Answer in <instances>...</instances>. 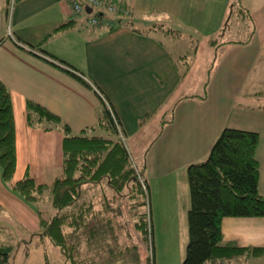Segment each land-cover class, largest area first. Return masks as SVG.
Wrapping results in <instances>:
<instances>
[{"label":"crops","instance_id":"1","mask_svg":"<svg viewBox=\"0 0 264 264\" xmlns=\"http://www.w3.org/2000/svg\"><path fill=\"white\" fill-rule=\"evenodd\" d=\"M121 1L129 14L107 29L88 25L68 0H0V81L12 101L14 180L27 172L36 183L51 184L63 172L61 128L47 122L30 126L26 101L55 113L78 134L97 126L103 109L98 89L120 121L133 163L157 196L165 225L177 222L182 228L184 223L188 230L187 166L206 158L224 127L258 133V191L264 196V105L246 101L264 97L262 34L252 30L247 42L218 44L235 0ZM159 33L172 39L188 35L192 44L202 40L205 47L194 45L188 61V52L176 55ZM217 45L220 51L214 50ZM200 53L214 58L211 66L218 61L206 74L203 93L186 83ZM55 63L71 65L93 88ZM257 64L258 74L250 78ZM4 223L33 234L39 230L36 211L6 188L0 171V244L14 239ZM221 231L225 241L239 247L264 249V217L226 216Z\"/></svg>","mask_w":264,"mask_h":264},{"label":"trees","instance_id":"2","mask_svg":"<svg viewBox=\"0 0 264 264\" xmlns=\"http://www.w3.org/2000/svg\"><path fill=\"white\" fill-rule=\"evenodd\" d=\"M127 16L117 17V27ZM165 30L175 35L180 33L178 30ZM56 65L93 88L81 73L69 68L71 65ZM102 106L97 126L103 130V134L91 133L95 127L72 134L68 124L58 115L27 100V121L30 126L47 122L61 128L64 135L63 172L51 184L36 183L27 172L22 178L14 180L16 132L12 101L9 90L0 81L1 180L6 188L36 211L41 235L59 247L63 257L61 264H85L76 257L78 246L71 240L74 233L84 227V234L93 237L101 231L97 216L90 214L86 224L84 220L88 217V208L76 205L82 185L106 179L115 196L129 189L136 197H143L138 205L146 204L149 198V186L142 170L133 163L125 142L118 137L115 119L119 125L120 121L113 107L114 115L103 100ZM42 128L47 130L50 127ZM258 142L256 131L224 127L206 158L187 166L190 206L187 211L188 241L182 264H228L241 255L258 257L264 252L262 248L239 247L225 241L221 231V220L226 216L264 217V196L258 191ZM46 200L54 209L49 217L42 208ZM148 204L151 222L150 199ZM104 227L112 230L111 219L106 220ZM139 228L145 238L149 231L151 239V227L146 228L144 215H141ZM12 248V243L0 244V264L8 262ZM46 264L49 263L46 261Z\"/></svg>","mask_w":264,"mask_h":264},{"label":"rangeland","instance_id":"3","mask_svg":"<svg viewBox=\"0 0 264 264\" xmlns=\"http://www.w3.org/2000/svg\"><path fill=\"white\" fill-rule=\"evenodd\" d=\"M240 7H249L252 11H249L248 14L245 10L239 11L241 10ZM230 11H233L232 16L230 15L231 17L228 18L227 29L221 34V40L218 44L222 41L226 44L247 42L252 30L262 34L264 44V0H235L234 5L230 7ZM158 36L164 38L161 33ZM164 39L176 55L187 54L188 52L185 58L188 61L192 60L190 49L194 45H197L200 50L205 47L202 40L192 44V40L188 38V35L175 39L171 37ZM221 48L222 46L219 48V45H217L214 50L220 51ZM262 53L263 49L260 62L264 65V55L262 56ZM211 59L214 58L210 57L209 54L200 53L196 62L193 63L192 71L186 79V83H190L188 85L190 90L194 88L197 92L203 93V88L208 80L206 74L207 72L211 74V71L215 69L214 65L218 62L214 61L211 66ZM258 68L257 64L256 69L250 73V78L258 74ZM235 78L231 79L234 80ZM188 88H186V91H188ZM244 99L242 97L240 101ZM246 101L256 105H264V97L248 98ZM91 133L103 134L104 132L96 126ZM118 137H120V134ZM82 186L81 195L76 205L88 208V217L84 220L86 224L91 215L97 216L101 231L95 236L89 237L82 231L83 227L73 234L71 240L76 242L78 246V252L76 253L78 260L80 259L85 264H182L186 253L188 230L184 229V223L182 229L177 222L165 225L161 221V217L158 215L157 196L153 197L149 192V198H145L146 204L138 205L143 197H136L129 189H125L123 193L115 196L106 179L99 183H88L86 186L88 188L87 192L82 190ZM149 199L151 222L149 219ZM42 208L46 211L47 217L54 210L49 200H46ZM141 215H144L146 219V228L150 229L151 227V239L149 231L147 238H145L139 228ZM1 219L6 222L9 221L6 216L1 217ZM107 219H111V231L106 230V227H104ZM4 224L9 225L11 234L14 235L11 242L12 252L5 264H46V261L49 264L62 263L63 257L59 247L51 243L48 238H43L40 223L38 232L34 234L25 232L9 223ZM244 256L233 258L228 264H264V256L250 257L246 260H244Z\"/></svg>","mask_w":264,"mask_h":264},{"label":"built area","instance_id":"4","mask_svg":"<svg viewBox=\"0 0 264 264\" xmlns=\"http://www.w3.org/2000/svg\"><path fill=\"white\" fill-rule=\"evenodd\" d=\"M72 11L77 14L86 15L87 24L90 26H98L103 25L107 29H114L117 27V17L121 15H128L129 9L128 6L122 2H116L112 0H68ZM79 74V73H78ZM98 95L100 98L106 103L109 110H111L112 115H114L112 111V107L110 106L107 99L104 95L98 91ZM117 128L119 130L120 137L125 142L124 134L120 125L117 123L115 119ZM140 181L143 183V178L140 176ZM143 188L144 185H143Z\"/></svg>","mask_w":264,"mask_h":264}]
</instances>
